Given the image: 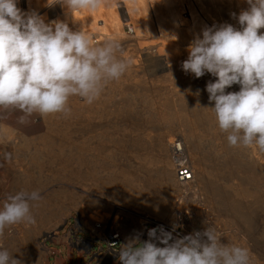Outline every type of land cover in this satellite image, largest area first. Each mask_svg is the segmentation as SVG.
Listing matches in <instances>:
<instances>
[{
	"label": "rangeland",
	"instance_id": "obj_1",
	"mask_svg": "<svg viewBox=\"0 0 264 264\" xmlns=\"http://www.w3.org/2000/svg\"><path fill=\"white\" fill-rule=\"evenodd\" d=\"M109 1L124 23L120 34L106 18L107 0L86 30L96 32L93 45L117 39L122 46L117 56L130 67L92 104L71 96L68 114L33 113L20 123L21 111L0 108V209L10 195L39 190L42 200L31 207L37 223L27 226L31 255L42 254V245L52 239L47 232L74 221L76 227L87 224L88 214L117 224L133 212L170 225L166 231L172 234L212 227L221 243L245 247L251 264H264V153L255 146H229V133L219 129L206 91L217 78L207 72L196 78L182 69L189 45L205 28L225 23L241 28L238 16L250 7L247 0ZM51 2L18 0L17 6L38 13L46 24L59 18L79 31L75 16H65L67 7ZM195 4L202 27L188 14ZM100 33L110 36L100 39ZM239 90L234 84L226 92ZM176 137L185 141L195 171L189 185L176 178L168 142ZM24 227H8L0 237L21 264L26 263L15 251Z\"/></svg>",
	"mask_w": 264,
	"mask_h": 264
},
{
	"label": "clouds",
	"instance_id": "obj_2",
	"mask_svg": "<svg viewBox=\"0 0 264 264\" xmlns=\"http://www.w3.org/2000/svg\"><path fill=\"white\" fill-rule=\"evenodd\" d=\"M60 3L70 12H95L103 0ZM247 3L250 7L238 16L241 28L228 23L205 28L202 38L196 36L189 45L182 69L196 78L206 72L217 78L207 83L206 91L219 129L229 133V146H255L264 153V32L259 31L264 29V0ZM17 4L0 0V108L21 111L20 123L33 113H70L71 96L94 103L106 85L130 67L117 56L122 49L117 39L93 45V37L83 30L73 31L60 21L46 24L38 13L25 12ZM234 84L240 90L226 92ZM40 200L39 190L10 195L0 209V237L13 225H35L31 207ZM148 236L144 242L139 235L129 238L119 251L121 264H251L249 249L221 243L222 235L212 227L171 243L172 233L163 227L149 229ZM0 264L21 261L0 243Z\"/></svg>",
	"mask_w": 264,
	"mask_h": 264
},
{
	"label": "crops",
	"instance_id": "obj_3",
	"mask_svg": "<svg viewBox=\"0 0 264 264\" xmlns=\"http://www.w3.org/2000/svg\"><path fill=\"white\" fill-rule=\"evenodd\" d=\"M130 214L132 216L130 215L116 224L122 237L120 249L128 242L129 238L136 235H139L141 242L148 241V230L157 227L153 226L147 218L143 219L137 216V213ZM95 221L88 214L87 224L83 221L80 225L78 224L79 227H76L77 223L74 221L62 231L47 232L46 235H50L52 239L42 245L41 255L38 253L31 255L29 252L27 248L28 230L25 226L21 231V236L16 240L17 246L19 245L20 248L15 252L19 253L26 264H121L119 261L120 250L115 253L107 247L108 235L104 232L105 225H102V228H97ZM159 235L158 232L157 236ZM172 236L173 241L170 243L177 239L174 235ZM100 241L105 246H102ZM153 242L159 247L164 246L158 240ZM139 246L138 244L137 247ZM85 259H88L86 263H84Z\"/></svg>",
	"mask_w": 264,
	"mask_h": 264
},
{
	"label": "bare ground",
	"instance_id": "obj_4",
	"mask_svg": "<svg viewBox=\"0 0 264 264\" xmlns=\"http://www.w3.org/2000/svg\"><path fill=\"white\" fill-rule=\"evenodd\" d=\"M34 1H36L37 2V0H34ZM50 1H55V0H50ZM122 2H126V4H131V5H134L135 3H137V1L136 0H121ZM171 1V0H170ZM51 2V3H52ZM107 2L109 3V4H111L110 5V12H108L107 13V19H108V21H110V22H112V23H114V25H115V27L117 28V31H118V33L120 34V32L122 31V28H123V25H124V23L122 22V20L118 17V15L116 14V12L112 9L113 8V2H110L109 0H107ZM172 2V1H171ZM194 6H196V4L195 5H192L191 6V8L188 10V14H189V17H190V20L192 21V20H195L197 17L199 18L200 17V15H201V10H196L195 9V7ZM101 7L100 8H98L95 12H90V11H88V10H83V11H80V12H67L66 14H65V16L68 18V20H70V19H72V17L73 16H75V20L76 21H79L80 22V24H81V27H79V30H83L84 32H86L87 34H89L90 36H95L96 35V32H94V31H91V30H86V26H87V22H88V20H92L93 21V23L95 24V22L97 21V18H98V16H100V14H101ZM103 11H104V9H102ZM104 13V12H103ZM73 14V15H72ZM177 15H179V14H177ZM176 16V15H175ZM71 17V18H70ZM146 17V16H145ZM144 17V20L145 21H147L146 20V18ZM156 17V16H155ZM70 18V19H69ZM90 18V19H89ZM179 18V17H178ZM159 19V18H158ZM149 20V19H148ZM56 21H60V19L58 18V19H56ZM163 21V20H162ZM197 21V20H196ZM200 27H202L203 25H204V21H202V20H200V18H199V24H198ZM195 27H197V26H195ZM108 35L109 34H105V33H100L97 37L98 38H100V39H102L103 37H108ZM146 35H148V33L146 34ZM110 36V35H109ZM178 141H180V142H182V144H180V145H182V147H181V150H182V148H183V150H185V154L187 155V153H186V149H185V141L183 140V138L182 137H176V138H174L173 139V141H172V138L170 139V140H168V142L169 143H171V145H170V147H171V151H172V155H173V150H172V147L173 146H175V142H178ZM184 152V151H183ZM187 157H188V155H187ZM189 158V157H188ZM173 164H174V162H173ZM192 166V165H191ZM174 169H176L175 168V166H174ZM192 169H193V167H192ZM193 171H194V169H193ZM175 173H176V170H175ZM176 178H177V173H176ZM194 178H195V171L193 172V179L192 180H190V181H187V182H180L179 180H178V178H177V180H178V182L179 183H181V184H184V185H189L193 180H194ZM81 214V213H80ZM145 217H147V216H145ZM147 219L150 221V223L153 225V226H160V227H163V229L166 231V230H171L170 228V225H167L166 223H163V222H160V221H156V219H153V218H151V217H147ZM97 224H96V227L97 228H102V225L104 226L105 224L103 223V222H101V221H95ZM105 227V226H104ZM120 233V232H119ZM175 234V235H174ZM174 234H172V235H174L175 237H177V238H183L184 237V235H181V233H180V231L179 230H177L176 231V233H174ZM48 237H50V235H48ZM203 239V238H202ZM111 250V249H110ZM113 251V250H112ZM113 252H115V251H113ZM116 253V252H115Z\"/></svg>",
	"mask_w": 264,
	"mask_h": 264
},
{
	"label": "built area",
	"instance_id": "obj_5",
	"mask_svg": "<svg viewBox=\"0 0 264 264\" xmlns=\"http://www.w3.org/2000/svg\"><path fill=\"white\" fill-rule=\"evenodd\" d=\"M175 146L172 147L173 150V162L175 166V170L177 173V178L180 182H187L193 179V169L190 163V159L185 154V150H181L182 142H175ZM184 151V152H183ZM104 232L108 235L107 247L110 250L118 253L120 250L121 243V234L119 233V229L116 227V222L114 219L108 218L104 223ZM181 233V232H180ZM181 235H183L181 233Z\"/></svg>",
	"mask_w": 264,
	"mask_h": 264
},
{
	"label": "water",
	"instance_id": "obj_6",
	"mask_svg": "<svg viewBox=\"0 0 264 264\" xmlns=\"http://www.w3.org/2000/svg\"><path fill=\"white\" fill-rule=\"evenodd\" d=\"M61 230V229H60ZM103 250H105V249H103ZM102 252H104V251H102ZM116 260V259H115Z\"/></svg>",
	"mask_w": 264,
	"mask_h": 264
}]
</instances>
